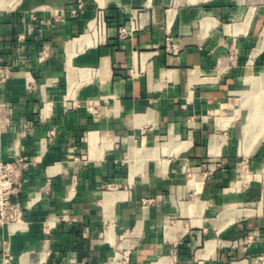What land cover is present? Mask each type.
Returning a JSON list of instances; mask_svg holds the SVG:
<instances>
[{
	"label": "crops",
	"instance_id": "0c3cea01",
	"mask_svg": "<svg viewBox=\"0 0 264 264\" xmlns=\"http://www.w3.org/2000/svg\"><path fill=\"white\" fill-rule=\"evenodd\" d=\"M73 1L0 0V264H264V0Z\"/></svg>",
	"mask_w": 264,
	"mask_h": 264
},
{
	"label": "built area",
	"instance_id": "2783aa9c",
	"mask_svg": "<svg viewBox=\"0 0 264 264\" xmlns=\"http://www.w3.org/2000/svg\"><path fill=\"white\" fill-rule=\"evenodd\" d=\"M83 5L84 0H74L70 13L73 16L76 15L83 8ZM135 31H137V27L131 19L128 27L123 26L119 29V37L126 39ZM89 110H91L90 107ZM30 164L31 162L22 156H17L10 161H0V227L24 221L23 206L14 202L13 198L20 193ZM11 261L12 257L5 252L2 257V264H10Z\"/></svg>",
	"mask_w": 264,
	"mask_h": 264
}]
</instances>
